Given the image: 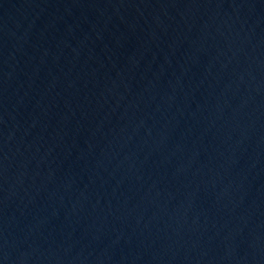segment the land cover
<instances>
[{"label": "water", "instance_id": "95a60500", "mask_svg": "<svg viewBox=\"0 0 264 264\" xmlns=\"http://www.w3.org/2000/svg\"><path fill=\"white\" fill-rule=\"evenodd\" d=\"M0 264H264V0H0Z\"/></svg>", "mask_w": 264, "mask_h": 264}]
</instances>
